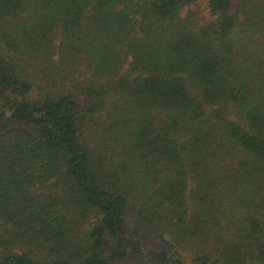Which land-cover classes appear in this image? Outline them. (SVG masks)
Masks as SVG:
<instances>
[{
    "label": "trees",
    "instance_id": "1",
    "mask_svg": "<svg viewBox=\"0 0 264 264\" xmlns=\"http://www.w3.org/2000/svg\"><path fill=\"white\" fill-rule=\"evenodd\" d=\"M0 0V264H264V0Z\"/></svg>",
    "mask_w": 264,
    "mask_h": 264
},
{
    "label": "rangeland",
    "instance_id": "2",
    "mask_svg": "<svg viewBox=\"0 0 264 264\" xmlns=\"http://www.w3.org/2000/svg\"><path fill=\"white\" fill-rule=\"evenodd\" d=\"M202 4H204V0L202 1Z\"/></svg>",
    "mask_w": 264,
    "mask_h": 264
}]
</instances>
